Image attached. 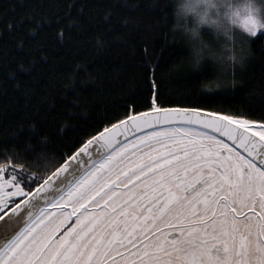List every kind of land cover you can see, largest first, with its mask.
<instances>
[{
	"label": "snow or ice",
	"instance_id": "obj_1",
	"mask_svg": "<svg viewBox=\"0 0 264 264\" xmlns=\"http://www.w3.org/2000/svg\"><path fill=\"white\" fill-rule=\"evenodd\" d=\"M149 79L54 171L4 157L0 264H264V118L161 106Z\"/></svg>",
	"mask_w": 264,
	"mask_h": 264
},
{
	"label": "trees",
	"instance_id": "obj_2",
	"mask_svg": "<svg viewBox=\"0 0 264 264\" xmlns=\"http://www.w3.org/2000/svg\"><path fill=\"white\" fill-rule=\"evenodd\" d=\"M169 0H0V163L26 156L43 175L104 127L151 104L264 118V35L234 87L202 91L181 64ZM206 69L203 75H209ZM142 98V99H141Z\"/></svg>",
	"mask_w": 264,
	"mask_h": 264
},
{
	"label": "clouds",
	"instance_id": "obj_3",
	"mask_svg": "<svg viewBox=\"0 0 264 264\" xmlns=\"http://www.w3.org/2000/svg\"><path fill=\"white\" fill-rule=\"evenodd\" d=\"M170 31L185 49L180 63L201 74L205 92L234 87L251 55L250 38L264 33V0H169ZM209 75H203L205 70Z\"/></svg>",
	"mask_w": 264,
	"mask_h": 264
},
{
	"label": "rangeland",
	"instance_id": "obj_4",
	"mask_svg": "<svg viewBox=\"0 0 264 264\" xmlns=\"http://www.w3.org/2000/svg\"><path fill=\"white\" fill-rule=\"evenodd\" d=\"M259 34H262V35H264V33H259ZM252 38H254V37H252ZM252 38H250V39H252ZM238 70H242V69H237L236 71H238Z\"/></svg>",
	"mask_w": 264,
	"mask_h": 264
}]
</instances>
